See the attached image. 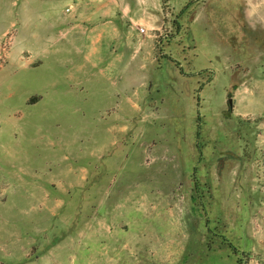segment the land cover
<instances>
[{"label": "rangeland", "instance_id": "rangeland-1", "mask_svg": "<svg viewBox=\"0 0 264 264\" xmlns=\"http://www.w3.org/2000/svg\"><path fill=\"white\" fill-rule=\"evenodd\" d=\"M0 264H264V0H0Z\"/></svg>", "mask_w": 264, "mask_h": 264}, {"label": "crops", "instance_id": "crops-1", "mask_svg": "<svg viewBox=\"0 0 264 264\" xmlns=\"http://www.w3.org/2000/svg\"><path fill=\"white\" fill-rule=\"evenodd\" d=\"M35 1H44V0H35ZM109 1L110 0H106V2H108L109 3ZM114 1H116V2H118V0H114ZM155 5V4H154ZM126 12H127V10L128 9H124ZM125 11H122L123 12V15H122V18H125L124 16H125ZM100 16V17H99ZM89 17H91L93 20L94 19H98V17H99V19H102L103 17L104 18H107L108 17V11H103V10H98V11H94V12H92V13H90L89 14ZM128 18L130 19V21H132L134 24L137 22V21H135V19L133 20L130 16H128ZM106 28V27H105Z\"/></svg>", "mask_w": 264, "mask_h": 264}, {"label": "built area", "instance_id": "built-area-1", "mask_svg": "<svg viewBox=\"0 0 264 264\" xmlns=\"http://www.w3.org/2000/svg\"><path fill=\"white\" fill-rule=\"evenodd\" d=\"M140 32H142V33H143V32H144V30H143V29H141V30H140Z\"/></svg>", "mask_w": 264, "mask_h": 264}]
</instances>
